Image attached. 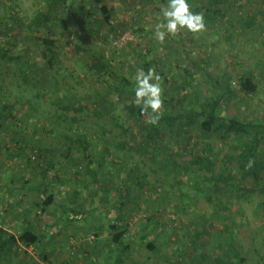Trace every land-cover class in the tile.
<instances>
[{
    "label": "rangeland",
    "instance_id": "374dc122",
    "mask_svg": "<svg viewBox=\"0 0 264 264\" xmlns=\"http://www.w3.org/2000/svg\"><path fill=\"white\" fill-rule=\"evenodd\" d=\"M48 2L53 3L0 0V112L2 104L12 106L0 118V172L44 174L56 193L72 189V202L79 205H72V220L82 228L101 216L107 230L124 233L121 253L112 249L98 260L90 254L91 243L77 245L76 251L73 244L72 264H168L165 258L201 252L233 261L225 253L230 248L244 264H264V214L258 210L264 195L220 211L219 190L211 201L202 197L220 183L209 180L201 187L191 166L206 143L220 145V134L206 130L201 118L182 125L180 135L167 126L155 133L125 108L134 98L138 70L150 64L162 78L163 99L178 112L198 110L202 99L216 97L219 115L264 122V0H188L191 11L203 13L205 30L197 36L181 31L162 44L154 32L167 0H104L113 12L103 26L93 21V12L79 10L77 1L57 0L49 23L55 36L33 23ZM44 36L55 43L52 69L42 58L50 55ZM98 53L110 66L104 78L90 68ZM244 80L255 85L253 92L244 88ZM126 82L132 94L118 100L114 88ZM77 133L89 137L87 153L69 143ZM217 148L237 152L227 144ZM223 156L218 154L217 168L239 177ZM259 158L263 167L254 184H264V142ZM242 185L252 187L247 179ZM83 233L72 239L88 241L93 234ZM147 242L159 255L146 248ZM215 259L213 264H225Z\"/></svg>",
    "mask_w": 264,
    "mask_h": 264
},
{
    "label": "trees",
    "instance_id": "16d2710c",
    "mask_svg": "<svg viewBox=\"0 0 264 264\" xmlns=\"http://www.w3.org/2000/svg\"><path fill=\"white\" fill-rule=\"evenodd\" d=\"M52 1L55 3L57 0ZM73 1H77V7L79 10H87L89 13L93 12L94 22H97L101 26L109 25L113 8L105 4L104 0ZM53 3L48 2L45 6L46 10L37 11L33 18V23L36 25L43 24L49 31L47 33L55 36L56 34L49 27L50 18L53 17ZM41 41L43 46L49 51L50 54L48 55L47 53H44L42 58L46 60L48 68L52 69V60L56 57L55 52L51 49L55 44L54 40L49 36H44L41 37ZM93 59L94 63L90 66V68L94 70L98 78H104V76L108 75L110 71L108 62L104 56L99 53L93 56ZM142 66L145 72H147V70L150 68V64H142ZM126 85H128V82L122 85L120 84L119 87L114 88L115 92L118 94V100L121 99L123 101V97L125 95L132 94L131 91H133L134 88L130 87L129 91L126 92ZM243 86L249 92H253L255 90V85L250 80H244ZM221 95L223 96V93ZM219 102L220 98L216 97H210L204 100L202 99L199 102L198 110L194 109L181 113L177 111L174 104H172L170 100L163 99L164 111L162 112L159 122L156 125H149L155 133L159 132L161 127L167 126L170 127L171 130H175L176 127L177 130L175 131L177 132V135H180L182 131V125L191 124L195 122L196 119L201 118V123L204 125L206 130L220 134L219 146L227 144V146H230V149L233 148L237 151L235 156H233V154L227 151L222 152V150H220L221 148H217L219 146H211V144L206 143L203 153L198 158L195 157L191 161L193 171H196V174L200 176L199 185L201 187L203 183L209 180L220 183V186H217L216 184L217 188L211 187V191L208 194L202 191V197L208 201H211L214 190H219L218 192H221L222 197L217 198L215 204L223 206L220 211H228L231 206L239 205V203H253V195L255 194L262 193L264 195V184H254V180L257 179L259 173L261 172V167H263V163L259 158V154L262 143L264 142V122H250L237 117L221 116L217 111ZM125 108L130 115L136 117L137 119L144 118L146 120L147 117L142 116L140 114V109L132 103L126 105ZM11 110L12 106L10 104L3 105L2 111L0 112V118L7 117L11 113ZM203 136L206 137V134H203ZM68 141L72 147L76 146L80 152L87 153L90 149V140L86 134H74L68 137ZM219 153H224L223 159L225 161L233 162L242 179H238L231 170H228L225 174V172L217 168ZM250 161L252 162L251 166H248ZM222 162L223 161H221V163ZM191 166L188 168L190 169ZM56 175L57 174H53V178H56ZM245 179L251 182L252 187L246 188L247 186L242 185V182ZM225 199L229 200L225 201ZM52 201V193H48L46 195L44 194V198H42L41 202L39 203L41 210L47 209ZM258 210L262 211L264 214V205L259 204ZM110 227L115 228L114 225H111ZM122 235L123 232L114 233L112 240L117 242L118 238H120ZM11 239L14 241V237ZM17 240L23 243V246L33 245L38 241L37 237L27 230L21 232ZM146 248L159 255L158 247L153 242H147ZM225 253H230L232 257L234 256V260L231 261L228 258L229 255L223 254L222 256L216 255L213 257L210 253L205 252L192 254L188 258H186L185 254H183L179 255L176 260H171L169 258H165V260L168 262V264H213V260L216 258L215 261L219 262V260H223L225 264H244L245 258L238 255L234 248H230V250H227ZM42 260L49 261L48 259L44 258H42Z\"/></svg>",
    "mask_w": 264,
    "mask_h": 264
},
{
    "label": "crops",
    "instance_id": "0c3cea01",
    "mask_svg": "<svg viewBox=\"0 0 264 264\" xmlns=\"http://www.w3.org/2000/svg\"><path fill=\"white\" fill-rule=\"evenodd\" d=\"M2 126L0 123V128ZM44 178V174L41 177L37 172L28 174L26 169L6 174L0 172V264H30L40 257L49 259L54 264H72V245L74 244L76 251L77 245L81 247L86 242L92 244L88 249L94 260L112 249H116L117 254L121 253L119 246L123 245V235L114 242V232L102 226L101 216H95L90 226L82 228V224L72 220V205H75L72 202V189L62 195L58 194L56 189L53 191V187H57L53 185L54 182L48 188ZM237 178L242 179L241 176ZM48 193L53 194V201L47 209L41 210L39 203L44 194ZM75 193L77 194L76 191ZM24 230L37 237L36 244L23 246L17 240ZM85 230L93 233L88 241L80 238L78 242L72 239L74 234L82 236ZM100 243L104 246L99 245ZM107 245L109 246L106 247Z\"/></svg>",
    "mask_w": 264,
    "mask_h": 264
},
{
    "label": "clouds",
    "instance_id": "9594fccd",
    "mask_svg": "<svg viewBox=\"0 0 264 264\" xmlns=\"http://www.w3.org/2000/svg\"><path fill=\"white\" fill-rule=\"evenodd\" d=\"M162 20L155 26L154 36L163 43L166 36H176L181 31H187L197 36L205 30L203 13H194L188 0H167V5L161 9ZM134 98L131 103L140 109V114L146 116L145 124L156 125L163 108L162 78L155 68L147 72L138 70L135 76ZM251 161L248 166H251Z\"/></svg>",
    "mask_w": 264,
    "mask_h": 264
},
{
    "label": "built area",
    "instance_id": "2783aa9c",
    "mask_svg": "<svg viewBox=\"0 0 264 264\" xmlns=\"http://www.w3.org/2000/svg\"><path fill=\"white\" fill-rule=\"evenodd\" d=\"M122 39H123V37L120 38L118 41H122ZM36 264H53V263L50 261H47V260H40Z\"/></svg>",
    "mask_w": 264,
    "mask_h": 264
}]
</instances>
